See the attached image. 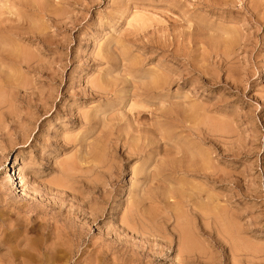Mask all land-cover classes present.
<instances>
[{
    "label": "rangeland",
    "instance_id": "obj_1",
    "mask_svg": "<svg viewBox=\"0 0 264 264\" xmlns=\"http://www.w3.org/2000/svg\"><path fill=\"white\" fill-rule=\"evenodd\" d=\"M0 104V264H264V0H0Z\"/></svg>",
    "mask_w": 264,
    "mask_h": 264
},
{
    "label": "bare ground",
    "instance_id": "obj_2",
    "mask_svg": "<svg viewBox=\"0 0 264 264\" xmlns=\"http://www.w3.org/2000/svg\"><path fill=\"white\" fill-rule=\"evenodd\" d=\"M3 14H4V13H3ZM177 32H178V31H177ZM27 36H28V35H27ZM33 36H34V35H33ZM171 47H172V46H171ZM22 51H23V50H22ZM24 51H25V50H24ZM20 53H21V52H20ZM28 53H29V52H28ZM234 53H235V52H234ZM29 55H31V54H29ZM227 56H228V55H227ZM25 57H26V56H25ZM229 57H230V56H229ZM22 58H23V55H22ZM228 59H229V58L227 57V60H228ZM26 60H27V58H26ZM183 60H184V59H183ZM20 63H21V64L23 63L22 60H21ZM28 63H29V62H28ZM38 65H39V64H38ZM27 66L29 67V65H27ZM30 66H31V64H30ZM33 66H34V65H33ZM222 66H223V65H222ZM26 68H27V67H26ZM27 69H28V68H27ZM168 71H169V70H168ZM174 75H175V74H174ZM179 75H180V74H179ZM46 76H47V75H46ZM180 76H181V75H180ZM182 76H183V75H182ZM157 78H158V77H157ZM96 79H97V78H96ZM167 79H168V78H167ZM23 80H24V79H23ZM93 80H94V79H93ZM162 81H163V80H162ZM97 82H98V81H97ZM153 83H154V82H153ZM156 83H157V81H156ZM164 83H166V81H165ZM89 84H90V83H89ZM162 84H163V82H162ZM150 86H151V85H150ZM163 86H164V85H163ZM106 88H107V86H106ZM106 88H105L104 86L100 85V84H99V87H96L97 92H101V93H103L102 91H105V90L108 91ZM152 88H154V87H152ZM161 88H162V87H161ZM42 89H43V88H42ZM89 89H90V88H89ZM110 89H111V88H110ZM150 89H151V87H150ZM168 89H169V88H168ZM161 90H162V89H161ZM2 91H3V90H2ZM109 91H110V90H109ZM159 91H160V90H159ZM83 93H84V92H83ZM149 93H150V92H149ZM150 94H151V93H150ZM5 95H6V94H5ZM97 96H98V94H97ZM100 96H101V95H100ZM3 101H4V100H3ZM3 103H4V102H3ZM38 104H39V103H38ZM0 105H1V104H0ZM163 105H164V104H163ZM171 108H172V107H171ZM171 108H170V109H171ZM166 109L169 111V108H166ZM163 111H164V109H163ZM163 111H162V112H163ZM165 111H166V110H165ZM205 111H206V110H205ZM204 113H205V112H204ZM161 114H162V113H161ZM206 116H207V115H206ZM208 117H209V116H207V118H208ZM162 118H163V117H162ZM165 118H166V117H165ZM165 118H164V119H165ZM210 118H211V117H210ZM166 119H167V118H166ZM172 119H174V117H173ZM211 119H212V118H211ZM216 119H217V118H216ZM216 119L214 118L215 122H216ZM167 120H168V119H167ZM170 120H171V119H170ZM175 120H176V119H175ZM208 120H209V119H208ZM219 120H220V119H219ZM173 121H174V120H173ZM209 121H210V120H209ZM212 122H213V121H212ZM201 123H203V122H201ZM213 124H214V123H213ZM224 124H225V123H224ZM135 125H136V124H135ZM200 125H201V124H200ZM140 126H141V125H140ZM203 126H204V125H203ZM221 126H222V125H221ZM137 127H138V125H137ZM137 127H136V130H135V131H137V129H138ZM197 127H198V126H197ZM225 127H226V126H225ZM225 127H224V128H225ZM139 128H140V127H139ZM141 128H142V127H141ZM228 128H229V127H228ZM142 129H144V128H142ZM192 129H193V128H192ZM150 130H151V129H150ZM195 130H196V129H195ZM140 131H141V130H139V132H140ZM224 131H225V130H224ZM213 133H214V132H213ZM223 133H224V132H223ZM137 134H139V133H137ZM140 134H141V133H140ZM142 134H143V133H142ZM127 136H128V135H127ZM137 136H138V135H137ZM204 136H205V135H204ZM204 136H202V137H204ZM207 136H208V135H207ZM104 137H105V136H104ZM111 137H112V135H111ZM138 137H139V136H138ZM197 137H198V136H197ZM119 138H120V137H119ZM119 138H118V139H119ZM124 138H125V137H124ZM139 138H141V137H139ZM116 139H117V138H116ZM126 139H127V138H126ZM129 139H130V138H129ZM147 139H148V138H147ZM144 140H146V137L144 138ZM205 140H206V139H205ZM223 140H224V139H223ZM110 141H112V140H110ZM110 141H109V142H110ZM120 141H121V140H120ZM137 141H140V140L138 139ZM148 141H149V139H148ZM99 143H100V142H99ZM101 143H102V142H101ZM119 143H120V142H119ZM129 143H130V142H129ZM199 143H200V142H199ZM104 144H106V142H104ZM108 144H109V143H108ZM140 144H141V143H140ZM144 144H145V143H144ZM212 144H213V143H212ZM122 145H123V143H122ZM126 145H127V144H126ZM98 146H99V145H98ZM110 146H111V145H110ZM120 146H121V144H120ZM123 146H124V145H123ZM106 147H107V146H106ZM139 147H140V145H139ZM89 148H90V147H89ZM101 148H102V147H101ZM103 148H104V147H103ZM118 148H119V147H118ZM122 148H123V147H122ZM122 148H121V150H122ZM126 148H127V146H126ZM104 149H105V148H104ZM115 149L117 150L116 147H115ZM127 149H128V148H127ZM136 149H137V148H136ZM89 150H90V149H89ZM108 150H110V149H108ZM124 150H126V149H124ZM130 150H131V149H130ZM130 150H128V152L132 153V151H130ZM107 152H108V151H107ZM110 152H111V151H110ZM114 152H115V151H114ZM114 152H113V154H114ZM124 152H125V151H124ZM141 152H142V151H141ZM147 152H148V151H147ZM220 152H221V151H220ZM91 153H92V151H91ZM108 153H109V152H108ZM120 153H121V152H120ZM138 153H140V152H138ZM138 153H137V154H138ZM103 154H104V153H103ZM109 154H110V153H109ZM113 154H112V156H113ZM116 154H117V153H115L114 155H116ZM118 154H119V153H118ZM125 154H126V153H125ZM128 154H129V153H128ZM133 154H134V153H133ZM133 154H132V155H133ZM221 154H223V153H221ZM74 155H75V154H74ZM110 155H111V154H110ZM129 155H130V154H129ZM129 155H127V158L130 157ZM134 155H135V154H134ZM140 155H141V153H140ZM105 156H106V155H105ZM138 156H139V155H138ZM102 157H103V156H102ZM115 157H116V156H115ZM131 157H132V156H131ZM139 157H140V156H139ZM205 157H206V156H205ZM111 158H112V157H111ZM109 159H110V158H109ZM124 159H125V158H124ZM128 159H129V158H128ZM201 159H202V157L200 158V160H201ZM205 160H206V159H205ZM207 160H208V159H207ZM206 162H207V161H206ZM17 163H18V158H16L14 164H17ZM100 163H101V162H100ZM100 163H99V164H100ZM62 164H63V163H62ZM69 164H70V163H69ZM69 164H68V165H69ZM72 165H73V166H72ZM72 165H71V164H70L69 166H66V165H65V166H66V168H65L66 172H69V171H71V170H72L71 172L74 171V169H75V167H76L77 165H76V166H74V164H72ZM102 165H103V164H102ZM108 165H109V164H108ZM110 165H111V164H110ZM201 165H202V164H201ZM205 165H206V164H205ZM195 166H197V165H195ZM207 166H208V165H207ZM12 167H13V166H12ZM58 167H59V166H58ZM96 167H97V166H96ZM113 167L115 168L116 166H113ZM113 167H112V168H113ZM197 167L199 168V166H197ZM208 167H209V166H208ZM210 167H211V165H210ZM210 167H209V168H210ZM60 168H61V167H60ZM110 168H111V167H110ZM112 168H111V169H112ZM116 168H117V167H116ZM203 168H204V166H203ZM214 168H215V167H214ZM216 168H217V167H216ZM12 169H14V168H12ZM77 169H78V168H77ZM77 169H76V170H77ZM90 169L93 170L92 167H90ZM206 169H207V168H206ZM206 169H205V170H206ZM212 169H213V168H212ZM79 170H80V169H79ZM79 170H78V172H79ZM100 170H101V169H100ZM108 170H109V169H108ZM118 170H119V169H118ZM195 170H198V169H195ZM205 170L202 169L203 173H204ZM80 171H81V170H80ZM116 171H117V170H116ZM125 171H126V170H125ZM11 172H12V175L9 176V179H11V181H12V183H13V185H14V189H15V190H18L19 188H22L23 185L21 184V182L18 181V178H17V172L14 171V170H12ZM63 172H64V171H63ZM75 172H76V171H75ZM84 172H87V170L85 169ZM100 172H101V171H100ZM111 172H112V170H111ZM187 172H188V171H187ZM207 172H208V171H207ZM213 172H214V171H213ZM64 173H65V172H64ZM79 173H80V172H79ZM81 173H82V171H81ZM106 173H107V172H106ZM114 173H115V172H114ZM117 173H118V172H117ZM117 173H116V174H117ZM198 173H199V172H198ZM208 173H209V172H208ZM62 174H63V173H62ZM65 174H66V173H65ZM67 174H69V173H67ZM67 174H66V175H67ZM77 174H78V173H77ZM83 174H84V173H83ZM83 174H82V175H83ZM95 174H96V173H95ZM103 174H105V173H103ZM109 174H110V173H109ZM211 174H212V173H211ZM213 174H214V173H213ZM111 175H112V177L115 176V175H113V174H111ZM117 175H118V174H117ZM215 175H216V174H215ZM59 176H60V175H59ZM68 176H69V175H68ZM78 176H79V174H78ZM85 176H86V175H85ZM105 176H106V174H105ZM212 176H213V175H212ZM212 176H211V177H212ZM216 176H217V175H216ZM81 177H83V176H81ZM98 177H99V176H98ZM116 177H117V176H116ZM105 178H106V177H105ZM118 178H121V177H118ZM213 178H214V176H213ZM151 179H152V178H151ZM218 179H219V178H218ZM218 179H216V181H217ZM90 180H91V179H90ZM111 180H112V179H111ZM116 180L118 181L117 178H116ZM152 180H153V179H152ZM74 181H75V180H74ZM81 181H82V180H81ZM209 181H210V180H209ZM53 182H54V181H53ZM61 182H62V181H60V183H61ZM86 182H87V181H86ZM108 182H109V181H108ZM150 182H151V181H150ZM103 183H104V182H103ZM103 183H102V184H103ZM146 183H148V182H146ZM153 183H154V182H153ZM84 184H85V183H84ZM84 184H83V185H84ZM87 184H88V183H87ZM105 184H106V183H105ZM105 184H104V186H105ZM217 184H218V183H217ZM51 185H52V184H51ZM69 185H70V184H69ZM97 185H98V184H97ZM113 185H114V184H113ZM151 185H152V184H151ZM58 186H60V185H58ZM63 186H64V185H63ZM88 186H89V185H88ZM98 186H100V185H98ZM106 186H107V184H106ZM55 187H56V186H55ZM60 187H62V185H61ZM64 187H65V186H64ZM64 187H63V188H64ZM83 187H85V186H83ZM100 187H101V186H100ZM110 187H111V186H110ZM112 187H113V186H112ZM50 188H51V187H50ZM68 188H69V187H68ZM96 188H97V187H96ZM98 188H99V187H98ZM64 189H65V188H64ZM93 189H94V187H93ZM93 189H91V190H93ZM102 189H103V188H102ZM62 190H63V189H62ZM97 190H98V189H97ZM99 190H101V189H99ZM28 191H29V190H28ZM48 191H49V190H48ZM67 191H68V190H67ZM65 192H66V190H65ZM91 192H92V191H91ZM99 192H100V191H99ZM111 192H112V191H111ZM59 193H60V192H59ZM100 193H101V192H100ZM62 194H64V193L62 192ZM62 194H61V195H62ZM68 194H69V193H68ZM89 194H90V193H89ZM105 194H106V193H105ZM48 195H49V194H48ZM102 195H103V194H102ZM62 196H63V195H62ZM44 197H45V196H44ZM67 197H68V195H67ZM67 197H66V198H67ZM60 198H61V197H60ZM48 199H49V198H48ZM63 199H64V197H63ZM82 199H83V198H82ZM104 199H105V197H104ZM47 201H48V200H47ZM49 201H50V200H49ZM102 201H103V200H102ZM105 201H107V200H105ZM81 202H82V201H81ZM48 203H49V202H48ZM62 206H64V205H62ZM57 207H58V206H57ZM60 207H61V206H60ZM61 208H62V207H61ZM61 208H60V209H61ZM73 208H74V207H73ZM130 208H131V207H130ZM132 208H133V207H132ZM132 208H131V209H132ZM183 208H184V207H183ZM224 208H225V206H224ZM105 209H106V208H105ZM67 210H69V209H67ZM82 210H83V209H82ZM82 210H81V212H82ZM103 210H104V209H103ZM189 210H190V209H189ZM57 211H58V210H57ZM70 211H71V210H70ZM73 211H74V210H73ZM73 211H72V213H73ZM83 211H84V210H83ZM85 211H86V210H85ZM94 211H95V210H94ZM128 211H129V210H128ZM59 212H60V211H59ZM91 212H93V211H91ZM91 212H90V213H91ZM96 212H97V210H96ZM101 212H102V211H101ZM133 212H134V211H132L131 214H132ZM135 212H137V211H135ZM191 212H192V211H191ZM224 212H225V211H224ZM83 213H84V212H83ZM90 213H88V214L90 215ZM93 213H94V212H93ZM97 213H98V212H97ZM164 213H165V212H164ZM221 213H222V212H221ZM62 214H63V213H62ZM81 214H82V213H81ZM81 214H80V215H81ZM88 214H87V215H88ZM183 214H184V213H183ZM60 215H61V214H60ZM70 215H72V214H70ZM85 215H86V214H84V216H85ZM87 215H86V216H87ZM93 215H95V214H93ZM138 215H139V214H137V216H138ZM68 216H69V215H68ZM73 216L75 217L76 215L73 214ZM96 216H97V215H96ZM99 216H102V215H99ZM134 216H135V215H134ZM134 216H132V217H134ZM137 216H136V217H137ZM140 216H143V215H140ZM174 216H175V215H174ZM202 216H203V215H202ZM211 216H212V215H211ZM217 216H218V215H217ZM71 217H72V216H71ZM76 217H78V216H76ZM76 217H75V218H76ZM81 217H82V215H81ZM93 217H94V216H93ZM164 217H165V216H164ZM65 218H66V217H65ZM67 218H68V217H67ZM69 218H70V216H69ZM69 218H68V219H69ZM79 218H80V217H78V220H79ZM89 218H90V217H89ZM89 218H88V219H89ZM97 218H98V217H97ZM121 218H122V217H121ZM142 218H144V217H142ZM175 218H176V217H175ZM223 218H224V217H223ZM225 218H227V217H225ZM83 219H84V218H83ZM91 219H92V217H91ZM91 219H90V220H91ZM98 219H99V218H98ZM132 219H133V218H132ZM71 220H72V219H71ZM75 220H76V219H75ZM84 220H85V219H84ZM86 220H87V219H86ZM94 220H96V218H95ZM148 220H149V219H148ZM176 220H177V219H176ZM64 221H65V220H64ZM80 221H81V220H80ZM72 222H73V221H72ZM92 222H93V221H92ZM123 222H124V221H123ZM127 222H128V221H127ZM139 222H141V221L139 220ZM139 222H138V223H139ZM143 222H144V221H142V223H143ZM84 223H85V222H84ZM88 223H89V222H88ZM118 223H119V222H118ZM142 223H141V224H142ZM154 223H155V222H154ZM220 223H221V222H220ZM65 224H66V223H65ZM68 224H70V221H69ZM68 224H66V226H67ZM73 224H74V223H73ZM73 224H72V225H73ZM81 224H82V223H81ZM93 224H94V223H93ZM143 224H144V223H143ZM63 225H64V224H63ZM83 225H84V224H83ZM89 225H90V224H89ZM127 225L130 226L129 224H127ZM135 225H136V224H135ZM144 225H145V224H144ZM75 226H76V225H75ZM80 226H82V225H80ZM122 226H123L124 228L126 227L125 229H127V226H126V225L123 224ZM132 226H133V225H132ZM142 226H143V225H142ZM63 227H65V226H63ZM63 227H62V228H63ZM72 227H73V226H71V228H72ZM76 227H77V226H76ZM84 227H85V226H84ZM92 227H93V226H92ZM223 227H224V226H223ZM124 228H123V229H124ZM130 228H131V227H130ZM130 228H129V231H130L131 229H132V230L134 229V228H131V229H130ZM180 228H181V227H180ZM65 229H67V227H66ZM65 229H64V230H65ZM74 229H75V228H74ZM76 229H77V228H76ZM125 229H124V230H125ZM148 229H149V228H148ZM183 229H184V228H183ZM64 230H63V231H64ZM68 230H69V229H68ZM72 230H73V229H72ZM72 230H70V231L72 232ZM84 230H85V229H84ZM86 230H87V229H86ZM120 230H121V229H120ZM75 231H76V230H75ZM75 231H74V233H75ZM81 231H82V230H81ZM137 231H138V230H137ZM182 231H183V230H182ZM131 232H133V231H131ZM134 232H135V231H134ZM145 232H146V230H145ZM148 232H149V231H148ZM155 232H156V231H155ZM159 232H160V231H159ZM185 232H186V230H185ZM62 233H63V232H62ZM64 233L66 234L65 231H64ZM69 233H70V232H69ZM79 233H80V232H79ZM122 233H123V232H122ZM178 233H179V232H178ZM180 233H181V232H180ZM182 233H183V232H182ZM182 233H181V236H182ZM189 233H190V232H189ZM72 234H73V233H72ZM72 234H71V235H72ZM133 234H134V233H133ZM136 234H137V233H136ZM157 234H158V233H157ZM227 234H228V233H227ZM63 235H64V234H63ZM71 235H70V236H71ZM76 235H77V234H76ZM76 235H75V236H76ZM81 235H82V234H81ZM127 235H128V234H127ZM134 235H135V234H134ZM134 235H133V236H134ZM144 235H145V234H144ZM153 235H154V234H153ZM155 235H156V234H155ZM75 236H74V237H75ZM140 236H141V235H140ZM151 236H152V235H151ZM72 237H73V236H71V238H72ZM77 237H78V236H77ZM77 237H76V238H77ZM79 237H80V236H79ZM84 237H85V236H84ZM184 237H186V236H184ZM65 238H66V237H65ZM68 238H69V237H68ZM68 238H66V239H68ZM71 238H70V239H71ZM72 239H73V238H72ZM78 239H79V238H78ZM146 239H147V238H146ZM81 240H83V239H81ZM81 240H80V241H81ZM181 240H183V238H182ZM77 241H79V240H77ZM184 241H187V240L184 239ZM73 242H76V241H72V243H73ZM82 242H83V241H82ZM77 243H78V242H77ZM145 243H146V242H145ZM187 243H188V242H187ZM189 243H190V242H189ZM185 244H186V243H185ZM71 245H72V244H71ZM14 246H15V245H14ZM74 246L77 247L76 244H75ZM74 246L72 245V247H74ZM79 246H80V244H79ZM79 246H78V247H79ZM182 246H183V245H182ZM184 247H185V246H184ZM63 248H65V247H63ZM70 249H72V248H69V250H68V249H64V250H65V251L68 250V251L70 252ZM73 249H74V248H73ZM187 249H188V248H187ZM50 250H51V249H50ZM75 250H76V249H75ZM191 250H192V249H191ZM71 251H72V250H71ZM197 251H198V250H197ZM69 252H68V253H69ZM73 252H74V250H73ZM70 253H71V252H70ZM190 253H191V252H190ZM197 253H198V252H197ZM55 255H56V254H55ZM71 255H73V254H71ZM181 255H182V254H181ZM191 255H192V254H191ZM200 255H201V254H200ZM5 256H6V255H5ZM67 258H68V257H67ZM50 260H51V259H50ZM50 260H49V261H50Z\"/></svg>",
    "mask_w": 264,
    "mask_h": 264
}]
</instances>
